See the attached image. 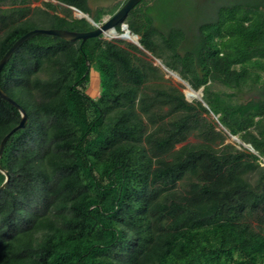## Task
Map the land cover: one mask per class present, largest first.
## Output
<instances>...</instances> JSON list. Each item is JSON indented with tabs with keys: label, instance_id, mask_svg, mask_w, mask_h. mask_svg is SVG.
Wrapping results in <instances>:
<instances>
[{
	"label": "trees",
	"instance_id": "trees-1",
	"mask_svg": "<svg viewBox=\"0 0 264 264\" xmlns=\"http://www.w3.org/2000/svg\"><path fill=\"white\" fill-rule=\"evenodd\" d=\"M55 1L0 0V58L33 28H94L69 6L99 22L123 2ZM171 1L141 0L124 22L207 106L102 35L38 33L2 65L26 122L0 155V264H264V0L221 1L190 30ZM19 119L0 97V140Z\"/></svg>",
	"mask_w": 264,
	"mask_h": 264
},
{
	"label": "water",
	"instance_id": "water-1",
	"mask_svg": "<svg viewBox=\"0 0 264 264\" xmlns=\"http://www.w3.org/2000/svg\"><path fill=\"white\" fill-rule=\"evenodd\" d=\"M55 1V0H54ZM141 0H123L121 5L112 13V14H107L104 17L101 18L99 22H95L93 18L86 12L81 11L80 9L74 7V6H69L73 11V15L76 17H84L86 20H88L94 28L91 30L87 31H75V30H67V29H62V28H33L25 32L23 35H21L18 39H16L12 45L4 52V54L0 58V69L2 65L7 61L11 53L26 39L29 37L38 34V33H46V34H52L56 35L62 39L65 40H76V39H86L88 37H93L97 35H108L107 31H111L113 33H116L118 36L116 38L123 39V35L131 33L134 36V40L131 42L135 45H137L139 48H141L143 51L149 53L146 49H144L141 44L139 43V37L137 34L132 33L130 29L128 28V25L126 22H124V18L127 15V13ZM119 23L120 25V31L118 32L115 28V26ZM109 37H114L111 35H108ZM157 62L160 64V66L168 73L172 74L174 73L175 75L178 76L183 82L184 85H188L192 90L197 92V96L195 97L196 99L200 100L203 105L207 106L205 102L202 100V87H199L198 89H194L191 87V85L182 79L175 71L168 69L166 66H164L159 59L155 58ZM185 98L187 100H191L190 98L187 97L186 93L183 92ZM0 97L6 100L7 102L11 103L13 106L17 108V110L20 113V119L19 122L9 131L7 132L0 140V155L2 152V148L4 145L5 140L9 136L11 132L14 130L21 128L25 125L26 122V114L24 109L16 103L11 97H9L1 88H0ZM211 114L214 116L215 119H217V116L214 115L212 112ZM227 132V131H226ZM228 136H230L233 140L241 142L240 139L236 136L233 135L229 132H227ZM243 146L248 147L250 150L253 151L252 147L250 144H246L244 142H241ZM0 171L4 174L5 178L2 184L0 185V189L4 186L7 178H8V173L0 166Z\"/></svg>",
	"mask_w": 264,
	"mask_h": 264
},
{
	"label": "flooded vegetation",
	"instance_id": "flooded-vegetation-1",
	"mask_svg": "<svg viewBox=\"0 0 264 264\" xmlns=\"http://www.w3.org/2000/svg\"><path fill=\"white\" fill-rule=\"evenodd\" d=\"M86 1L88 6L91 8V10L94 11L97 7L100 6L109 7L118 0H86ZM221 1L224 0H199L198 2H194V0H188L189 6L192 7V10H190V12L188 11V8L190 7L187 8L185 5H183V3H181V0H174L173 2L171 1L169 2V5L174 10L177 11L175 13L176 16H174L173 20L171 21V24L178 26L180 25L184 29L190 30L191 27H189V25L190 24L192 25L195 20L205 19L214 16L215 9ZM155 21L157 22V20Z\"/></svg>",
	"mask_w": 264,
	"mask_h": 264
},
{
	"label": "rangeland",
	"instance_id": "rangeland-1",
	"mask_svg": "<svg viewBox=\"0 0 264 264\" xmlns=\"http://www.w3.org/2000/svg\"><path fill=\"white\" fill-rule=\"evenodd\" d=\"M43 1H51L52 3L57 4V2L54 1V0H32V2H31V6H39V5L42 4ZM119 1H121V0H119ZM198 1H199V0H194V2H198ZM194 2H193V3H194ZM73 13H74V11H73ZM182 21H183V20H182ZM102 36H103L104 38H106V39H110V40H122V41H124V42L132 43L131 41H128V40H125V39H119V38H116V37H109V36L106 35V34H105V35H102ZM122 44H123V43H122ZM144 52H145V51H144ZM145 54H146V56H147L148 59H150L155 65H157V66L160 68V70H161L162 73H163V77H164V79H166L167 82H170V83L176 85L177 87H179V88L182 90V92H184L185 85H184L183 82H181V81L175 79L173 75H171L170 73L166 72V71L160 66V64L157 62V60H156L153 56H151L149 53L145 52ZM94 72H95V71H94ZM94 72H91L90 81H89V83H88V85H87L86 90H87V92H88L91 96H93V97H97V96L99 95V87H98V83H97L96 74H95ZM240 97H241V98H240L241 100H245V99H247V98L250 97V94H248V93H244V94H241ZM193 99H196V98H192V100H193ZM210 116L215 120L214 116H212L211 114H210ZM191 140H192V138H191ZM226 141H227V142H230V143H232V144H234V145H235L236 147H238V148L241 147V142H238V141L233 140L230 136L227 137Z\"/></svg>",
	"mask_w": 264,
	"mask_h": 264
},
{
	"label": "bare ground",
	"instance_id": "bare-ground-1",
	"mask_svg": "<svg viewBox=\"0 0 264 264\" xmlns=\"http://www.w3.org/2000/svg\"><path fill=\"white\" fill-rule=\"evenodd\" d=\"M107 32H108V35H111V36H114V37L118 36L116 33H113V32H111V31H107ZM123 39L128 40V41H132V40H134L135 38H134V36H133L131 33H128V34L123 35ZM171 75H173L175 79H177V80L183 82V81H182L180 78H178V76L175 75L174 73H172ZM183 83H184V82H183ZM184 92L186 93L187 97L190 98V99L195 98V97L197 96V92L194 91V90H192L188 85H185Z\"/></svg>",
	"mask_w": 264,
	"mask_h": 264
},
{
	"label": "built area",
	"instance_id": "built-area-1",
	"mask_svg": "<svg viewBox=\"0 0 264 264\" xmlns=\"http://www.w3.org/2000/svg\"><path fill=\"white\" fill-rule=\"evenodd\" d=\"M258 160H259L260 165L264 166V156L258 155Z\"/></svg>",
	"mask_w": 264,
	"mask_h": 264
}]
</instances>
